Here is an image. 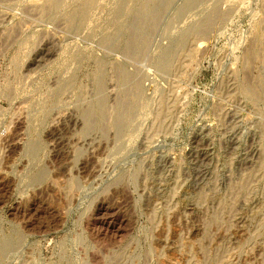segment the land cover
I'll list each match as a JSON object with an SVG mask.
<instances>
[{
    "label": "rangeland",
    "instance_id": "rangeland-1",
    "mask_svg": "<svg viewBox=\"0 0 264 264\" xmlns=\"http://www.w3.org/2000/svg\"><path fill=\"white\" fill-rule=\"evenodd\" d=\"M0 264H264V0H0Z\"/></svg>",
    "mask_w": 264,
    "mask_h": 264
}]
</instances>
